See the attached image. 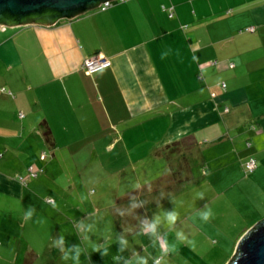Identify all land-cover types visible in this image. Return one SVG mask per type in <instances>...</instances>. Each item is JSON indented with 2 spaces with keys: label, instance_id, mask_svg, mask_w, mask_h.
Wrapping results in <instances>:
<instances>
[{
  "label": "crops",
  "instance_id": "crops-1",
  "mask_svg": "<svg viewBox=\"0 0 264 264\" xmlns=\"http://www.w3.org/2000/svg\"><path fill=\"white\" fill-rule=\"evenodd\" d=\"M96 57L112 66L89 75L83 65ZM100 137H111L109 152H133L128 165L140 166L138 196L113 213L114 227L95 224L79 235L101 240L104 263L121 264L120 241L155 220L149 208L165 190L144 187L150 161H165L174 177L187 174L203 207L226 200L235 221L233 198L254 200L259 216L240 237L263 220L264 0H123L51 26L0 27V192L22 198L21 176L43 168L47 148L53 164L67 138L74 154L78 138L94 147ZM252 157L257 168L247 173ZM12 211L3 210L6 234ZM67 233L79 239L74 227Z\"/></svg>",
  "mask_w": 264,
  "mask_h": 264
},
{
  "label": "rangeland",
  "instance_id": "rangeland-1",
  "mask_svg": "<svg viewBox=\"0 0 264 264\" xmlns=\"http://www.w3.org/2000/svg\"><path fill=\"white\" fill-rule=\"evenodd\" d=\"M69 139L67 138L68 145L57 153L60 161L56 160L51 164L52 151L47 148L48 160L43 168L31 170L29 175L21 176L26 179H20L23 183L26 182L22 198L13 194L3 195L0 192V228L5 229L7 226L6 214L3 210H13L14 214L12 217L14 219L11 218L13 222L9 220V223L13 224L8 226L9 231L13 233L6 234L0 229V239L4 238L5 241L8 239L11 245L0 247V256L5 257L0 258V264H12V261L14 264H23L25 257L29 264L109 263V259H106L105 263L103 261L107 256L102 255V248L100 251H94L95 247L102 246L97 236L90 242L84 241L79 235L85 236L81 231L89 226L92 228L95 224L101 226V229L114 227L113 213L124 209L125 204L133 202L134 197L138 196L135 172L140 166L128 165L133 152L131 154L119 152L120 146L115 152H109L107 145L111 137L95 138L94 147L86 145L84 141L86 138H78L82 142L74 154L68 150L71 148ZM155 161L146 163L152 166L148 169L152 174V183L145 184L144 187L153 192L165 190V194L154 195L156 202L152 205V209L149 208L148 213L154 219L159 217L157 235H147L139 231L132 238L124 239L128 242L127 246L122 252L119 250L117 252L122 257L121 264L128 262L140 264L141 258L146 259L147 264H156L157 260H160L161 264H229L239 242L249 231L240 237V231L244 227L242 225L250 224L259 216V209L253 206L255 201L241 196L233 198L230 204H234L238 211H234L237 215L235 221L230 216L232 211L226 200L206 204L203 207L200 201L195 202L198 197L192 190L195 184L191 178H187V174L186 178L182 177V173L181 176L174 177L170 174L171 170L166 166L165 161ZM161 172H164L161 178L157 176L153 179ZM36 173L38 178L34 177ZM200 180L201 185L210 187V182L205 183L204 177ZM174 186L178 191L176 193ZM207 208L212 209L214 218H210L209 222L205 223L199 213ZM28 211L32 212V216L25 222L24 215ZM166 211L179 213L174 226L166 223L164 215ZM240 217L243 222H238ZM27 222L32 225L26 226ZM71 227L75 228L79 236V239H73L72 242L67 233ZM177 232H183L189 241H195V248L190 247L186 242L178 241ZM60 236L63 237L62 243ZM236 237H240L238 242ZM165 240L169 246L175 244L177 250L169 251L167 256H162L160 244ZM77 246L81 249L78 261L74 259ZM65 256L68 258L64 259ZM110 264L117 262L111 261Z\"/></svg>",
  "mask_w": 264,
  "mask_h": 264
},
{
  "label": "water",
  "instance_id": "water-1",
  "mask_svg": "<svg viewBox=\"0 0 264 264\" xmlns=\"http://www.w3.org/2000/svg\"><path fill=\"white\" fill-rule=\"evenodd\" d=\"M119 0H0V27L26 23L54 25ZM46 12L45 16H42ZM8 15L9 17H6ZM34 19L23 22L27 17ZM243 254L240 256V254ZM264 264V219L256 223L241 239L229 264Z\"/></svg>",
  "mask_w": 264,
  "mask_h": 264
},
{
  "label": "clouds",
  "instance_id": "clouds-1",
  "mask_svg": "<svg viewBox=\"0 0 264 264\" xmlns=\"http://www.w3.org/2000/svg\"><path fill=\"white\" fill-rule=\"evenodd\" d=\"M164 56H166V54L162 55V59L164 58ZM195 59V57H194ZM202 172H204V169H201ZM208 174V173H205ZM140 185H136V187H139ZM200 198H203V193H198L197 194ZM165 218L167 220V223L169 226H174L177 219L179 218V213L176 211L170 212V213H164ZM32 216V212L28 211L25 215H24V220L25 222L27 220H29ZM200 218L205 222H209L210 218H214V214L212 212L211 208H207L204 212L199 213ZM160 223L159 217L157 216L154 220V222L152 224H145L144 227L142 228V232L143 234H150L152 236H156L157 232V226ZM177 239L180 242H186L188 243V245L190 247L195 248V241H189L188 237L183 233V232H177ZM63 242V237L61 238V243ZM127 240L122 239L120 241L121 244V248L119 251H123L124 247L127 246ZM160 248H161V252H162V256H167L169 251H176L177 250V246L175 244L169 246L167 241L165 240L163 243L160 244ZM100 247H95L94 251H100ZM81 249L77 246L76 248V255L74 257L75 260H79V255H80ZM102 255L107 256L108 255V250L107 248H104ZM243 254L241 253L240 256H242ZM64 259H67L68 257L65 256L63 257ZM114 259H119V257H114ZM128 264H131V262H128ZM140 264H147V260L141 258L140 259ZM156 264H161L160 260L156 261ZM235 264H239V257L236 259Z\"/></svg>",
  "mask_w": 264,
  "mask_h": 264
},
{
  "label": "built area",
  "instance_id": "built-area-1",
  "mask_svg": "<svg viewBox=\"0 0 264 264\" xmlns=\"http://www.w3.org/2000/svg\"><path fill=\"white\" fill-rule=\"evenodd\" d=\"M113 5V2H107L100 6V9L102 11H105L109 9ZM170 17H173V9L170 10ZM255 30L254 27H249L247 31L253 32ZM112 66V62L105 58V57H96L91 58L85 61L83 65V69L85 72L89 75L96 74L104 69L110 68ZM231 67H234L233 64H231ZM223 87H226L225 84H223ZM250 146V144H249ZM257 168V160L255 158H250L249 161L245 164V169L248 172H253Z\"/></svg>",
  "mask_w": 264,
  "mask_h": 264
},
{
  "label": "trees",
  "instance_id": "trees-1",
  "mask_svg": "<svg viewBox=\"0 0 264 264\" xmlns=\"http://www.w3.org/2000/svg\"><path fill=\"white\" fill-rule=\"evenodd\" d=\"M120 1H123V0H119V1H117V2H120ZM117 2H113V5H114L115 3H117ZM113 5H112V6H113ZM112 6H111V7H112ZM97 9L101 10L100 7L97 8ZM101 11H102V10H101ZM45 15H48V14H46V12H45L42 16H45ZM6 17H9V16L6 15ZM31 19H34V16H31V17H27V18H25V19L23 20V22H25V21H29V20H31Z\"/></svg>",
  "mask_w": 264,
  "mask_h": 264
}]
</instances>
